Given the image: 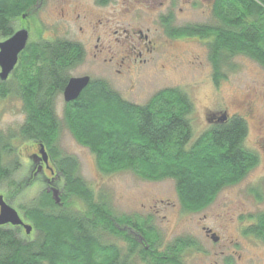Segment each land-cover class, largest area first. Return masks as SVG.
<instances>
[{
    "label": "trees",
    "instance_id": "1",
    "mask_svg": "<svg viewBox=\"0 0 264 264\" xmlns=\"http://www.w3.org/2000/svg\"><path fill=\"white\" fill-rule=\"evenodd\" d=\"M35 4L37 0H0L1 41L13 35V23H20ZM213 13L220 27L215 41L207 44L212 66H219L225 54L264 64V0H215ZM213 32L201 26L177 35L208 39ZM82 61V49L70 41L29 42L7 81L0 82V100L13 95L21 102L24 122L18 137L45 146L63 180L60 204L42 191L24 211L33 238L25 232L21 238L11 226L0 227V264H128L127 257L133 256L144 264H180L179 257L193 242L178 239L161 250L149 218L115 215L79 177L77 160L53 148L59 129L55 103L69 73ZM190 111L187 97L175 89L136 106L106 82L92 80L75 101L65 104L63 121L76 142L95 156L100 173L126 172L148 182L173 180L181 208L198 213L224 187L240 183L257 161L243 147L247 129L239 119L211 127L192 142ZM9 142L10 137L0 135V183L17 171L3 162L4 155L13 153ZM10 184L8 198L25 190L29 180ZM242 233L264 243V215ZM104 237L123 241L125 257Z\"/></svg>",
    "mask_w": 264,
    "mask_h": 264
},
{
    "label": "rangeland",
    "instance_id": "2",
    "mask_svg": "<svg viewBox=\"0 0 264 264\" xmlns=\"http://www.w3.org/2000/svg\"><path fill=\"white\" fill-rule=\"evenodd\" d=\"M160 1L165 4L162 9L166 7L174 10L177 26L215 25L209 0ZM53 3V0L49 3L47 1L34 12L44 30L42 35L34 18L26 24L31 26L29 42L79 40V34L72 27L73 32H65L63 25L56 22L57 16L52 12ZM156 10L153 19L161 13L160 9ZM13 26L14 32L20 29L18 20ZM53 32L54 36H51ZM109 68L91 61L86 55L81 64L69 73V77L90 76L92 80H96L102 75L101 79L113 92L136 106H144L152 96L165 89L183 93L191 105L188 122L192 142L223 116L239 114L236 103L245 99L246 95L254 100L258 115L264 114V68L245 56H235L229 64H223L220 71L226 78L215 86L211 78L209 49L203 40L200 43L195 40L166 42L156 50L146 65L133 67L129 75L124 77L116 75L114 69ZM249 90L252 91L247 93ZM253 91L256 92V97ZM64 106L61 94L55 103L59 129L53 148L60 155L77 160L79 177L91 190L95 200L103 201L117 216L149 218L161 239V250L178 239L193 242L195 246L185 250L179 257L180 264H225L227 260L232 264H264V243L242 233L253 223L246 221L247 215L264 213L263 160L240 183L224 187L206 209L188 213L179 204L173 180L148 182L126 172L100 173L95 156L88 148L78 144L66 128L63 121ZM247 121L248 136L245 144L256 149L258 138L263 137V129L260 131L259 123L249 119ZM23 122L24 115L18 98L12 95L0 100V135L3 138L10 137L9 144L13 150L12 154L4 155L3 162L7 166H16L17 169L11 178L0 183V196L19 213L27 225H31L23 213L40 195L41 188L27 185L21 193L8 198L12 189L10 183L20 182L27 177L26 159L35 152L34 144L18 137ZM205 231L218 237V241L213 242L210 234ZM20 237H26L23 231L20 232ZM29 237L33 238V234ZM103 240L116 245L122 258L125 257L127 245L123 241L105 237ZM127 258L128 264H144L139 257Z\"/></svg>",
    "mask_w": 264,
    "mask_h": 264
},
{
    "label": "flooded vegetation",
    "instance_id": "3",
    "mask_svg": "<svg viewBox=\"0 0 264 264\" xmlns=\"http://www.w3.org/2000/svg\"><path fill=\"white\" fill-rule=\"evenodd\" d=\"M47 1L49 3L50 0H37V4L33 6L31 11L27 13L26 16L22 15L20 29H26L28 36L31 26H27L26 24L29 23L31 18H34L35 25L42 30L40 22L36 18V15H34V12ZM53 1H55V3H53L52 12H55L57 16L56 22L63 25L62 27L65 29V32H73V28L75 33L79 34V40L75 42L73 41L72 43L78 45L82 49L83 59L87 55L91 58V61L108 66L111 70L114 69V73L121 77L129 75L133 67L146 65L149 62V59L155 54L156 50L160 46L162 47L166 42L173 43L195 40L197 43H200L203 40L207 46V44L212 43V40L215 41V31L220 27V22L213 13L215 0H209L215 25L209 27L214 31V36H211L208 39H201L200 36H178L177 34L181 31L189 28L192 29L194 27L200 28L201 26L189 24L177 26L178 24H176L174 10L166 9V7L165 9H162L165 4L160 0ZM156 9L162 10L160 15L153 19L155 16L154 13L157 12ZM43 31L44 30H42L41 35L43 34ZM51 34V36H54V32ZM218 54L221 53L218 52ZM221 57L223 58H221L219 66L214 67L211 64V78L215 86H218L219 82L226 78V75H222L220 71L223 64H229L234 58L227 54ZM252 61L258 63L264 68V64H261L256 60ZM84 77H89L90 81H92L90 76ZM97 78L98 79L96 80L98 81H104L101 79L103 78L102 75ZM217 78L218 80L216 82ZM252 90L247 91V93ZM253 94L256 97L257 94L255 91H253ZM236 109L239 111V114L227 117L223 116L218 119L212 127L228 124L234 118L239 119L247 129L246 138L243 141V147L257 161L256 168L259 161H264V114L258 115L255 108V102L251 99L250 95H246L245 99L237 102ZM247 119L259 123L260 131L261 128L263 129V137L260 136L258 138L256 142L257 144H255V146L257 145L258 147L256 149L255 147L250 148L245 144L248 136ZM259 135H261V133H259ZM41 146L43 145L38 146L37 144H34L35 152L26 159L28 164L26 178L29 180V186H39L41 191L50 192L52 197L57 199V204H60L59 196L63 180L54 166L49 150H47L45 146H43V149L47 160L46 162L43 161L40 155ZM260 215H264V213H260L256 216L247 215L246 221L249 224L253 222L250 224L251 226L257 222V217ZM22 220L24 224H27L24 219ZM13 228L18 229L20 232H24L21 227Z\"/></svg>",
    "mask_w": 264,
    "mask_h": 264
},
{
    "label": "water",
    "instance_id": "4",
    "mask_svg": "<svg viewBox=\"0 0 264 264\" xmlns=\"http://www.w3.org/2000/svg\"><path fill=\"white\" fill-rule=\"evenodd\" d=\"M28 32L26 29H19L13 35L0 42V82H6L18 63L20 54L25 50L28 43ZM89 77L70 78L63 89L62 99L65 104L75 101L81 92L89 85ZM224 121V119H223ZM40 155L46 162V154L43 146L40 147ZM11 226L23 228L26 236L32 232V226L24 224L19 213L8 205L3 196H0V227ZM208 235L209 231H205ZM210 239L217 242L218 238L210 234Z\"/></svg>",
    "mask_w": 264,
    "mask_h": 264
}]
</instances>
